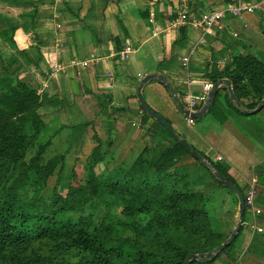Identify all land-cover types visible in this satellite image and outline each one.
Wrapping results in <instances>:
<instances>
[{
	"label": "crops",
	"instance_id": "obj_1",
	"mask_svg": "<svg viewBox=\"0 0 264 264\" xmlns=\"http://www.w3.org/2000/svg\"><path fill=\"white\" fill-rule=\"evenodd\" d=\"M54 1L57 0H0V89L8 90L16 82L27 84L44 92L48 99H58L60 109L62 100L72 105L86 95L94 98L96 103L108 106L107 112L113 109L121 113L118 120L111 119V127L101 129L108 135V143H115V132L122 131H114L115 125L126 122L131 115L141 129L135 133L138 140L151 134L155 122L146 114L145 117L137 97L145 77L165 76L185 107L189 93L205 97L198 100L199 112L207 103L210 92L206 90L213 84L212 79L225 77V69L235 57L264 53V16L260 13L224 19L208 42L199 45L201 33L192 22L205 12L219 9L224 0H62L65 5L57 1L59 7ZM183 14L189 23L174 26ZM127 48L132 52L122 60L120 55ZM93 56L95 61L83 67L81 63ZM183 58H189L188 65L184 66ZM221 81L211 104L218 107L221 118L211 113L210 106L201 118L195 119V126H189H198L192 146L219 164L237 186L239 183L245 188L256 182V204L261 215L254 216L246 207L243 229L251 228L253 222L262 228L264 104L259 111L258 105L252 111L244 110L246 115L236 113L226 103L228 89ZM168 90L161 81L151 80L144 85L143 95L147 105L163 118L169 110L161 111L160 105L166 104L182 128L183 116ZM252 102L249 98L243 100L245 106ZM108 118L103 116L100 126H108ZM184 119L188 124L185 116ZM171 140L174 139L170 137ZM137 143L140 142L131 138L127 147ZM238 222L239 217L236 227ZM242 234L243 230L239 237ZM260 235L264 236V232Z\"/></svg>",
	"mask_w": 264,
	"mask_h": 264
},
{
	"label": "trees",
	"instance_id": "obj_2",
	"mask_svg": "<svg viewBox=\"0 0 264 264\" xmlns=\"http://www.w3.org/2000/svg\"><path fill=\"white\" fill-rule=\"evenodd\" d=\"M223 78L233 84L236 99L227 92L226 103L236 113L246 115L244 110L264 104V53L235 57L225 77L212 79L213 84ZM246 98L253 102L245 106ZM41 105L42 95L27 84L0 89V264H184L197 254L208 255L189 264H214L224 254L237 263L230 253L243 227L211 261L229 237L214 231L212 198L195 188L193 171L182 161L190 156L202 168L237 184L219 164L192 146L209 168L170 133L175 143L165 146L155 160L146 158L145 149L128 168L119 167L106 176L93 174L66 195L55 187L52 197H45L62 157L44 159L50 139L38 113ZM217 108L213 103L210 111L221 118ZM94 137L100 141L97 134ZM36 145L35 156L26 161ZM28 182L32 195L25 189ZM97 216L101 221L96 222ZM244 222L243 217L242 226Z\"/></svg>",
	"mask_w": 264,
	"mask_h": 264
},
{
	"label": "rangeland",
	"instance_id": "obj_3",
	"mask_svg": "<svg viewBox=\"0 0 264 264\" xmlns=\"http://www.w3.org/2000/svg\"><path fill=\"white\" fill-rule=\"evenodd\" d=\"M49 1L50 0H47V2ZM56 2L54 1L59 7L60 4ZM64 3L65 2L62 3L63 6L65 5ZM212 87L213 84L209 86L210 90L206 91L210 92ZM43 93H39L42 95V105L38 113L41 120L46 125L47 131L45 132V137L48 138L47 140L50 139V143L44 154V159L47 162L54 157H62V161L58 164L56 171L48 181L47 188L43 193L45 197H52L55 187L61 195H66L71 187L86 184L93 174L106 176L119 167L128 168L145 149L146 158L151 161L155 160L165 146H171L175 143L174 140L169 142V131L160 123L157 124L156 120V124L152 122L151 134H147L146 138L138 140V135H135V133L139 134L141 129L138 128L139 122H136L132 115L126 122L121 121L118 125L114 123V131L121 129L122 131L124 130V132L123 135L120 134L122 131L120 133L115 132L113 137L115 143H108V141H106L108 135L103 133L101 129L111 127L113 125L111 119L118 120L121 117V113H117V111L113 109L107 112V105L104 106L100 102L96 103L94 98H87V95L80 99H76L77 101L75 100V102L77 104L72 102L73 104L70 105L67 102L66 105L63 103L64 100H62L61 110V104L58 99H48ZM144 94H147V90L144 91ZM172 99L174 105L178 108L180 117L183 116V118H181L182 128L180 125L179 127L177 126L176 121L173 120L172 115L169 114L171 109L168 108L166 104L162 103L160 105V110L166 111V108L169 110V112L163 113L167 119L164 118L175 131L179 132L178 134L180 137L192 146L194 143L192 138L195 136L194 130H197L198 126L194 129L189 127L184 119L185 115L182 114L179 109L178 101H176L174 97ZM103 109H105L103 116L109 117L108 120H110L108 121V126L104 127L100 126L101 118L103 117ZM145 117L147 116L145 115ZM180 132L182 134H180ZM96 134L97 136L99 135L100 141L94 137ZM163 134L166 135L168 138L167 140L162 136ZM131 138H134L135 141L137 140L140 143L135 144L134 147L131 145L127 147V141L131 140ZM125 139L127 141H125ZM37 148L38 145L28 152L26 161L35 156ZM197 163L198 162L190 156L185 157L182 161V164L185 165L184 167L193 171L191 182L195 185V188L206 195H210L212 198L211 217L214 231L220 235H224L225 238H230L233 231L236 229L235 223L237 217H239L240 204L238 197L227 188H223L218 184L213 170H206L201 167L200 163H198L199 165ZM252 184L256 185V182L248 183L245 188H242L239 183L238 186L246 195ZM25 189L28 195H32L34 192L31 182L25 185ZM257 195L258 194H256L254 202L255 206L252 209H248L254 216L260 217L261 214L255 213V210H259L261 213V210L258 209L256 204ZM246 215H248V213ZM101 219L102 217L97 216L96 222L101 221ZM248 223H250L249 220ZM248 226H250V224ZM254 226L259 227L256 222H253V227ZM251 228L246 227L243 229V234L234 244L236 248L234 250L232 249L230 253L234 257H237V263H233V261L227 257L228 255L224 254L214 264H264V236L260 235L261 233L252 232ZM262 228L264 230V226Z\"/></svg>",
	"mask_w": 264,
	"mask_h": 264
},
{
	"label": "built area",
	"instance_id": "obj_4",
	"mask_svg": "<svg viewBox=\"0 0 264 264\" xmlns=\"http://www.w3.org/2000/svg\"><path fill=\"white\" fill-rule=\"evenodd\" d=\"M58 3H61L62 0H57ZM260 13L262 16H264V0H256L254 2L248 3L244 0H227L224 3H222L221 7L219 9L211 10L208 12H205L199 17L198 20H195L192 22V25L196 28H198L199 32L201 33V37L198 40L199 45H205L209 38L212 37L215 34V28L217 25L223 21L224 19H227L229 17L231 18H242L246 14H256ZM185 14H183L181 17H179L176 21H174V26L182 27L184 25H187L189 21L186 22V18L184 17ZM132 52V49L127 48L125 51L121 53V59L125 60L126 56ZM183 64L184 66L188 65L189 58H183ZM93 61H95V57L93 56L90 61L81 63L83 67L88 66ZM58 70L55 69L54 72ZM211 86V84H210ZM207 90H210L207 88ZM205 97L201 96L196 97L189 93L187 95V106L186 108L189 109L192 112H197V104L198 100H202ZM207 99V98H206ZM187 122L189 126H195V121L191 117H186ZM256 185L252 184L250 185V189L248 193L245 195V202L247 208H253L255 198H256ZM255 213L260 214L259 210H255ZM252 229H254V232L262 233L263 229L261 227H256L252 225Z\"/></svg>",
	"mask_w": 264,
	"mask_h": 264
},
{
	"label": "water",
	"instance_id": "obj_5",
	"mask_svg": "<svg viewBox=\"0 0 264 264\" xmlns=\"http://www.w3.org/2000/svg\"><path fill=\"white\" fill-rule=\"evenodd\" d=\"M151 80H157V81H161L164 83L165 87L167 89H169L172 93V95L174 96V98L176 99V101H178V105H179V109L180 111L186 116V117H191L193 119H198L201 118L204 113L209 109V107L211 106L216 91L218 90L219 86H220V82L215 83V85H213L207 103L205 104V106L202 108L201 111L199 112H192L189 109H187L177 98L175 92L173 91V89L171 88L170 84L168 81H166L165 79H163L162 77H160L159 75H149L147 77H145L141 82L140 85L137 89V97L139 100V103L142 107V109L147 112L153 119L157 120L163 127H165L169 133L175 138L177 139L182 145H184L197 159H199L201 162L205 163L209 168H211V165L203 158V156L196 150H194V148L192 146L189 145V143H187L185 140L181 139L176 131L173 129V127L170 125V123L163 117H161L159 114H157L156 112H154L146 103L144 95H143V87L146 83H148ZM224 84L227 86L228 92L231 96V98L233 100L236 99L235 96V92L233 91L232 85L230 84L229 80H224L223 81ZM263 107V102L259 105L257 111H259L261 108ZM213 170V169H212ZM214 173H216V175L219 177L220 181L222 182V184L233 194H235L238 197L239 200V222L238 225L236 227V229L233 231L231 237L222 245H220L215 252L213 253V255L211 256L210 260H214L216 258V256L218 255L219 252L223 251L224 249H226L228 246H230L233 241L236 239L238 232L241 230V227L243 225V217H244V213H245V209H246V202H245V196L243 195V193L237 188V186L235 184H233L232 182H230L229 180H227V178L223 177L222 175L218 174L215 170H213ZM208 254H197V255H190L189 257H187V259L185 260L184 264H189L191 261H195V260H202L204 259Z\"/></svg>",
	"mask_w": 264,
	"mask_h": 264
}]
</instances>
